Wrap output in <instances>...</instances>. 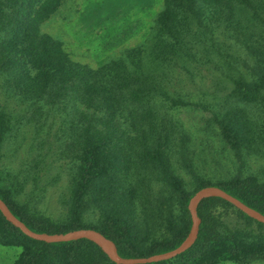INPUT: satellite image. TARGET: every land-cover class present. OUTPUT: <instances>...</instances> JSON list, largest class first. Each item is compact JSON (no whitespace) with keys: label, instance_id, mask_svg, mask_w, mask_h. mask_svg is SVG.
Listing matches in <instances>:
<instances>
[{"label":"trees","instance_id":"1","mask_svg":"<svg viewBox=\"0 0 264 264\" xmlns=\"http://www.w3.org/2000/svg\"><path fill=\"white\" fill-rule=\"evenodd\" d=\"M59 1L0 0V90L16 101L14 109L0 101V197L11 210L40 233L101 231L122 257L180 246L193 225L191 198L205 186L264 214V179L242 172L248 157L264 159V0H205L208 16L199 0H165L150 46L97 67L73 60L42 31ZM186 106L209 110L235 149L242 165L227 183L195 169L190 134L175 113ZM26 125L34 141L14 170L2 164L3 150ZM51 189L54 218L39 207V194ZM197 211L191 248L140 264L244 256L237 219L264 238L263 222L222 197L204 198ZM0 241L24 244L25 264H119L91 238L34 239L1 209Z\"/></svg>","mask_w":264,"mask_h":264},{"label":"rangeland","instance_id":"2","mask_svg":"<svg viewBox=\"0 0 264 264\" xmlns=\"http://www.w3.org/2000/svg\"><path fill=\"white\" fill-rule=\"evenodd\" d=\"M199 1L202 5L205 3V0ZM201 7L205 10L203 15L208 16L205 5ZM164 9L165 0H60L41 28L59 40L73 60L97 67L102 61L127 56L131 48L150 46L156 35L158 17ZM14 98H7L0 90V101L8 102L11 109L16 107ZM175 113L190 134L193 162L200 176L210 183H227L239 172L242 163L235 149L224 139L225 135L213 124L215 121L210 111L186 106ZM33 141V130L26 125L4 147L2 164L18 170L29 157ZM248 158L242 168L243 174L264 179V159ZM189 187L192 188L191 184ZM26 191L23 189L17 197L24 199ZM55 191L51 189L46 196L44 192L39 194L40 209L53 218L58 215ZM237 221L235 227L240 231V242L247 253L216 263L211 262L216 254H209L199 264H264V238L258 236L262 232L247 226L242 219ZM24 250V244L0 241V264H25L21 260Z\"/></svg>","mask_w":264,"mask_h":264},{"label":"water","instance_id":"3","mask_svg":"<svg viewBox=\"0 0 264 264\" xmlns=\"http://www.w3.org/2000/svg\"><path fill=\"white\" fill-rule=\"evenodd\" d=\"M209 196L222 197L233 205H235L240 210L248 213L253 218L264 223L263 213L248 206L239 198L232 196V194L228 193L225 189L219 186L209 185L197 190L191 198L189 208L193 218V225L188 237L180 246L161 254L158 253L145 257H122V255H120L118 251L116 244L111 241L108 237H106L101 231H98L96 229L87 228L59 234L40 233L31 229L23 220H21L1 197L0 209L10 222H12L15 226L19 227L25 234L34 239L46 242H61L76 240L80 238H91L98 242L100 246L109 254V257L117 263L140 264L172 259L191 248L198 238L199 229L201 225V219L197 211L198 205L204 198Z\"/></svg>","mask_w":264,"mask_h":264}]
</instances>
